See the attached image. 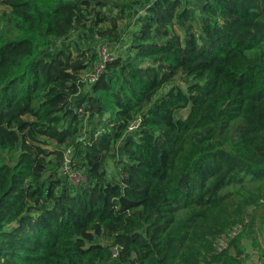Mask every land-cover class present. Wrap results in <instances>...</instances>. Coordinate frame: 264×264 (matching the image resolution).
<instances>
[{"label":"trees","instance_id":"trees-1","mask_svg":"<svg viewBox=\"0 0 264 264\" xmlns=\"http://www.w3.org/2000/svg\"><path fill=\"white\" fill-rule=\"evenodd\" d=\"M0 4V264H244L245 229L215 240L250 208L264 233V0ZM135 7L129 54L87 83L102 57L57 42Z\"/></svg>","mask_w":264,"mask_h":264},{"label":"rangeland","instance_id":"rangeland-1","mask_svg":"<svg viewBox=\"0 0 264 264\" xmlns=\"http://www.w3.org/2000/svg\"><path fill=\"white\" fill-rule=\"evenodd\" d=\"M108 1L112 3L118 2L122 4V3L134 2L136 0H108ZM94 6L95 4L93 3L92 7ZM90 9L86 8L84 10L85 14H88ZM138 9L139 8L135 7L129 13V16L127 18L118 22V28L114 32V35H109V34L103 35L98 33L99 29L106 28L107 25L99 26V28H97L95 32H91L88 28H84L81 25L79 29L72 30L68 36L61 39L57 43L58 44L77 43L78 46L83 49L92 47V49L98 54L99 57H101V54L105 49L106 53L109 54L112 58L117 56L126 58V56L129 54L130 47L132 45V35L137 29L135 20L137 19V17L143 15L142 12L137 13ZM4 11H9V9L0 4V18ZM117 13H118L117 10H115L113 12V15H116ZM87 17L91 18L92 16L87 15ZM85 25H89L88 20L85 21ZM177 32L181 33L179 29H177ZM85 76L86 73H84L82 77ZM50 143H51L50 148L53 149L54 148L53 146L55 144L54 142H50ZM107 169L110 174L111 173L118 174V172L116 171L117 170L116 164L112 159L108 161ZM244 224L237 225L234 228L230 229L226 234L218 237L215 240V248L217 251H221L222 249L226 248L231 238L245 229L246 238L243 241V244L247 252H246L244 264H263L264 233L260 225V218L254 213L253 208H250L247 211Z\"/></svg>","mask_w":264,"mask_h":264},{"label":"built area","instance_id":"built-area-1","mask_svg":"<svg viewBox=\"0 0 264 264\" xmlns=\"http://www.w3.org/2000/svg\"><path fill=\"white\" fill-rule=\"evenodd\" d=\"M101 57H102L101 63L95 67L94 72L86 74L85 77H82L84 81H87V83L89 84L94 83L95 81L98 80V78L100 77V75L102 74L105 68L106 62L112 60V57L106 53L105 49L103 50ZM136 127L137 124L135 123L131 125V129ZM60 172L62 176H64L71 185L78 186L86 183V178L83 175V173L75 168L73 152L71 147L65 149L63 153V162ZM117 254H118V247H114L113 256L116 257Z\"/></svg>","mask_w":264,"mask_h":264}]
</instances>
